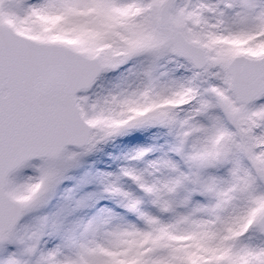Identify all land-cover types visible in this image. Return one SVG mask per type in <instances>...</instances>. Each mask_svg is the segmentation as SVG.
Masks as SVG:
<instances>
[{
  "label": "snow or ice",
  "instance_id": "1",
  "mask_svg": "<svg viewBox=\"0 0 264 264\" xmlns=\"http://www.w3.org/2000/svg\"><path fill=\"white\" fill-rule=\"evenodd\" d=\"M0 264H264V0H0Z\"/></svg>",
  "mask_w": 264,
  "mask_h": 264
}]
</instances>
